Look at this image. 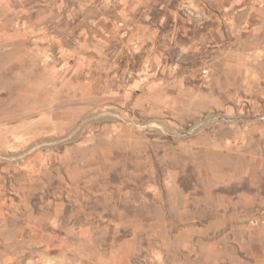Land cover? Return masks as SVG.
Listing matches in <instances>:
<instances>
[{"label":"rangeland","instance_id":"obj_1","mask_svg":"<svg viewBox=\"0 0 264 264\" xmlns=\"http://www.w3.org/2000/svg\"><path fill=\"white\" fill-rule=\"evenodd\" d=\"M260 258L264 0H0V264Z\"/></svg>","mask_w":264,"mask_h":264},{"label":"crops","instance_id":"obj_2","mask_svg":"<svg viewBox=\"0 0 264 264\" xmlns=\"http://www.w3.org/2000/svg\"><path fill=\"white\" fill-rule=\"evenodd\" d=\"M253 262H255V263H252V264H264V259L260 258V259L253 261Z\"/></svg>","mask_w":264,"mask_h":264},{"label":"bare ground","instance_id":"obj_3","mask_svg":"<svg viewBox=\"0 0 264 264\" xmlns=\"http://www.w3.org/2000/svg\"><path fill=\"white\" fill-rule=\"evenodd\" d=\"M26 99V98H25ZM20 109V108H19Z\"/></svg>","mask_w":264,"mask_h":264}]
</instances>
